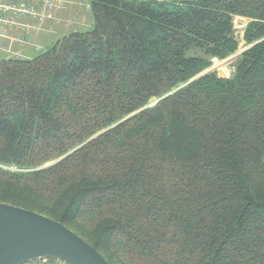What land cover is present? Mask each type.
<instances>
[{
  "label": "trees",
  "instance_id": "trees-1",
  "mask_svg": "<svg viewBox=\"0 0 264 264\" xmlns=\"http://www.w3.org/2000/svg\"><path fill=\"white\" fill-rule=\"evenodd\" d=\"M87 2L90 30L0 59V203L108 264H264V0Z\"/></svg>",
  "mask_w": 264,
  "mask_h": 264
},
{
  "label": "water",
  "instance_id": "water-1",
  "mask_svg": "<svg viewBox=\"0 0 264 264\" xmlns=\"http://www.w3.org/2000/svg\"><path fill=\"white\" fill-rule=\"evenodd\" d=\"M39 258L65 264H108L79 235L38 213L0 203V264Z\"/></svg>",
  "mask_w": 264,
  "mask_h": 264
},
{
  "label": "built area",
  "instance_id": "built-area-1",
  "mask_svg": "<svg viewBox=\"0 0 264 264\" xmlns=\"http://www.w3.org/2000/svg\"><path fill=\"white\" fill-rule=\"evenodd\" d=\"M61 0H0V39H7V33L16 31L22 35V43H28L35 27L32 21L51 19L54 13L64 9ZM86 6L89 8L88 4ZM23 264H65L57 259L39 258Z\"/></svg>",
  "mask_w": 264,
  "mask_h": 264
},
{
  "label": "rangeland",
  "instance_id": "rangeland-1",
  "mask_svg": "<svg viewBox=\"0 0 264 264\" xmlns=\"http://www.w3.org/2000/svg\"><path fill=\"white\" fill-rule=\"evenodd\" d=\"M77 3L81 6V13H83V19L86 20V23L84 22V27H81L78 26V30L81 32L83 31H87V30H90L92 27H93V24H94V20H93V15L90 11V8H88L86 6V4H88L87 0H76ZM64 7H65V4H64ZM82 15V14H81ZM45 21H32V25L35 27V29H39V27L42 25V23H44ZM247 23V20L245 19H242V18H235L234 19V28H235V34H236V37L237 39L239 40V50L237 52L236 55L234 56H231L225 60H217V59H213L212 60V65L211 67L206 71V72H209V71H215L219 77L221 78H228L232 75L233 73V69H234V63H235V57L237 55H239L240 53H242L247 47L245 46L244 42L242 41V31L245 27ZM86 25H89V27H85ZM61 29L63 30H60L58 31L59 32V35H55V36H49L51 38H59L61 35L62 36H68L69 34H71L72 32V29L69 28V29H64L62 28L61 26H59ZM34 32V31H33ZM7 36H8V40H9V44H7L9 47L8 48H5L3 49L2 51L0 50V59H6L7 57H12V58H19V56H17L18 54H13V51H11V54L8 53V51L10 50V47L12 44H16L17 46L19 45H30V43H22L21 41H15L14 38L16 40L20 39V37L22 35L16 33V34H10V33H7ZM46 38V36H45ZM55 42L57 41V39H54ZM1 41V40H0ZM7 41V40H6ZM54 42V43H55ZM40 43V46H42V48L39 50V51H34L33 49H30L29 47H26V49L28 48V51L27 53H24L23 56H28L29 58H33L34 56L38 55L39 53L45 51L48 47L52 46L53 44L52 43H49V44H45L44 41L43 42H39ZM21 47V46H19ZM26 58V57H25Z\"/></svg>",
  "mask_w": 264,
  "mask_h": 264
},
{
  "label": "crops",
  "instance_id": "crops-1",
  "mask_svg": "<svg viewBox=\"0 0 264 264\" xmlns=\"http://www.w3.org/2000/svg\"><path fill=\"white\" fill-rule=\"evenodd\" d=\"M65 3L64 9L59 12V13H54L53 17L51 19L45 20L44 23L39 27V29H35L34 32H32L31 38L29 40L30 45H19L17 46L16 44H12L10 47V50L8 51L9 54H11V51H13V54H18L19 58H12V57H7L6 59H32L29 58L28 56H23L24 53H27L28 48L33 49L34 51H39L42 46H40V41L45 44L49 43H54L55 40L57 39L60 40L64 36H60L59 38H51L49 36H55L56 34L59 35L61 29L59 26H61L64 29H72V33L80 32L78 30V26L81 25V27H84V22L86 23V20L83 18V13H81L80 9L81 6L77 3L76 0H61ZM82 14V15H81ZM86 28L89 27V25L85 26ZM85 32V31H83ZM16 31H11L10 34H16ZM46 36V38H45ZM0 50L2 51L5 48H8L9 46V40L8 39H0ZM7 40V41H6ZM56 41V42H57ZM55 42V43H56ZM49 48V47H48ZM6 50V49H5ZM26 57V58H25ZM35 57V56H34Z\"/></svg>",
  "mask_w": 264,
  "mask_h": 264
},
{
  "label": "bare ground",
  "instance_id": "bare-ground-1",
  "mask_svg": "<svg viewBox=\"0 0 264 264\" xmlns=\"http://www.w3.org/2000/svg\"><path fill=\"white\" fill-rule=\"evenodd\" d=\"M58 162V161H57Z\"/></svg>",
  "mask_w": 264,
  "mask_h": 264
}]
</instances>
